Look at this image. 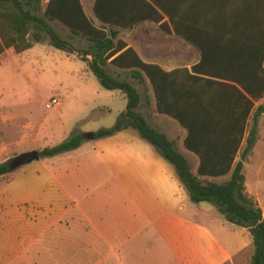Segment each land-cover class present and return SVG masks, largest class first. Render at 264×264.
<instances>
[{"label": "crops", "instance_id": "crops-1", "mask_svg": "<svg viewBox=\"0 0 264 264\" xmlns=\"http://www.w3.org/2000/svg\"><path fill=\"white\" fill-rule=\"evenodd\" d=\"M50 1L43 0L44 6ZM81 2L100 25L95 13L98 0ZM157 2L167 11L161 23L144 19L147 10L141 0H100L99 9L125 23L106 26L120 30L121 38L145 63L179 72L180 78L191 75L219 82L223 86L216 87L221 91H231L229 86L241 89L235 78L259 76V62L264 60V0ZM135 21L140 23L130 25ZM50 24L71 33L59 22ZM86 71L91 79L89 65ZM131 71L110 67L114 77L132 78ZM140 72L145 81L127 79L142 96L139 112L168 137L160 125L179 132L185 151L170 140L197 173L200 159L185 146L187 130L158 113L153 85ZM263 100L255 103L256 108ZM83 102L89 104L91 115L37 133L27 125L30 133L15 145L38 149L43 144L45 149L75 135L112 128L128 105L120 91L98 84L85 91ZM80 123L89 125L71 131ZM38 163L20 168L15 179L0 186V264L252 263L255 247L250 231L228 222L215 205L192 202L175 167L133 129L99 140L84 139L79 148Z\"/></svg>", "mask_w": 264, "mask_h": 264}, {"label": "trees", "instance_id": "trees-1", "mask_svg": "<svg viewBox=\"0 0 264 264\" xmlns=\"http://www.w3.org/2000/svg\"><path fill=\"white\" fill-rule=\"evenodd\" d=\"M141 1L147 10L144 19L157 23L165 20L167 11L161 10L157 0ZM99 2L95 13L100 25L86 14L81 0H51L46 6L43 0H0V55L8 50L22 54L49 38L54 48L76 54L87 62L105 89L120 91L128 101L127 110L117 123L96 132L95 140L112 137L127 129L138 132L175 167L192 202L212 203L228 222L250 231L255 247L251 264H264V213L257 199L248 192L245 174V163L257 143V128L264 115V104L257 108L255 105L264 99V60L259 62L258 77L252 80L235 78L241 89L229 86L231 91H221L216 87L221 85L219 82L191 75L188 79L180 78L179 72H167L158 65L145 63L121 38L120 30L106 26L125 23L118 16L109 17L101 12ZM51 22L63 24L74 36L86 41L88 48H76L71 39H64L52 27ZM133 23L130 25L140 21ZM175 29L179 31L176 26ZM111 66L133 70L130 75L135 80L145 81L140 71L146 74L153 85L158 113L178 121L187 130L185 146L200 159L197 174L176 144L152 127L139 112L142 96L138 89L133 83L114 77L110 73ZM187 85L189 91H186ZM224 100L229 105L225 106ZM251 119L253 127L246 139ZM84 139L83 135H75L55 147L39 151L40 156L54 157L77 149ZM245 140L246 148L238 162ZM18 170L10 162L0 163V178L15 177ZM229 175L231 178L223 184L202 180Z\"/></svg>", "mask_w": 264, "mask_h": 264}, {"label": "rangeland", "instance_id": "rangeland-1", "mask_svg": "<svg viewBox=\"0 0 264 264\" xmlns=\"http://www.w3.org/2000/svg\"><path fill=\"white\" fill-rule=\"evenodd\" d=\"M53 26L61 36L70 37L76 48H88V43L81 40L80 37L65 31L57 24ZM76 56L79 58L78 55ZM78 58L52 47L49 38L21 55L16 54L13 50L0 55V163L10 162L20 155L34 150H43L41 148L43 144H40L41 147L39 146L38 149H33L31 146L18 147L15 145L17 139L24 133H30V131L26 132L27 125H32L36 132L62 122L70 126L84 115L88 113L91 115L89 104L83 102V96L90 87H94L95 84L101 86V83L92 71H90L91 79H89L86 71L87 62ZM118 78L121 80L132 79L129 75ZM53 98H57L59 104L52 109H47V104ZM262 102L264 104V100ZM88 125L80 123L74 126L71 131L84 129ZM160 126L169 135V137L167 136L169 140L175 139L180 150L185 151L179 141V132L168 130L165 124ZM252 127L253 119L248 123L246 139ZM257 132V153L253 162L251 158L254 149L248 156L245 174L248 191L251 195L257 196L264 209V117L259 120ZM245 148L246 140L238 155V162L241 160ZM259 163L262 166L260 170L257 169ZM37 164H39L38 161L32 163V165ZM15 177L0 178V186H4ZM230 178L231 175L219 178H202V180L223 184Z\"/></svg>", "mask_w": 264, "mask_h": 264}, {"label": "water", "instance_id": "water-1", "mask_svg": "<svg viewBox=\"0 0 264 264\" xmlns=\"http://www.w3.org/2000/svg\"><path fill=\"white\" fill-rule=\"evenodd\" d=\"M84 137L86 140L95 139L94 133H88ZM40 159V152L36 150L20 155L16 159L10 161V163L12 164L13 168L20 169L24 166L40 161Z\"/></svg>", "mask_w": 264, "mask_h": 264}, {"label": "built area", "instance_id": "built-area-1", "mask_svg": "<svg viewBox=\"0 0 264 264\" xmlns=\"http://www.w3.org/2000/svg\"><path fill=\"white\" fill-rule=\"evenodd\" d=\"M59 101L57 98H53L49 104H47V109H52L54 106L58 105Z\"/></svg>", "mask_w": 264, "mask_h": 264}]
</instances>
